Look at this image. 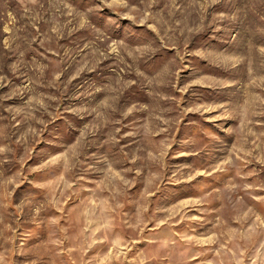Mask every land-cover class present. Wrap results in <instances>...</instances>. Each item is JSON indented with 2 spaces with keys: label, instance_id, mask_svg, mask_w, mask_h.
Segmentation results:
<instances>
[{
  "label": "rangeland",
  "instance_id": "1",
  "mask_svg": "<svg viewBox=\"0 0 264 264\" xmlns=\"http://www.w3.org/2000/svg\"><path fill=\"white\" fill-rule=\"evenodd\" d=\"M0 264H264V0H0Z\"/></svg>",
  "mask_w": 264,
  "mask_h": 264
}]
</instances>
